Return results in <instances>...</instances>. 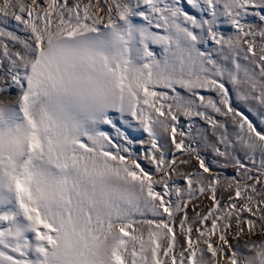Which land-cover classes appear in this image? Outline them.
Here are the masks:
<instances>
[{"label": "snow or ice", "instance_id": "6c2138e0", "mask_svg": "<svg viewBox=\"0 0 264 264\" xmlns=\"http://www.w3.org/2000/svg\"><path fill=\"white\" fill-rule=\"evenodd\" d=\"M0 25V264H264V0Z\"/></svg>", "mask_w": 264, "mask_h": 264}, {"label": "bare ground", "instance_id": "6f19581e", "mask_svg": "<svg viewBox=\"0 0 264 264\" xmlns=\"http://www.w3.org/2000/svg\"><path fill=\"white\" fill-rule=\"evenodd\" d=\"M15 24V21H10V27L12 26V25H14ZM0 26H2V25H0Z\"/></svg>", "mask_w": 264, "mask_h": 264}, {"label": "rangeland", "instance_id": "374dc122", "mask_svg": "<svg viewBox=\"0 0 264 264\" xmlns=\"http://www.w3.org/2000/svg\"><path fill=\"white\" fill-rule=\"evenodd\" d=\"M247 114V113H246ZM250 115V114H249ZM250 118H252V119H255L254 117H252L251 115H250ZM229 172H231V169L229 170Z\"/></svg>", "mask_w": 264, "mask_h": 264}]
</instances>
